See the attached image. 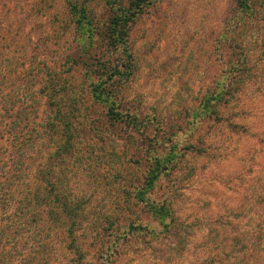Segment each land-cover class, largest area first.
I'll return each mask as SVG.
<instances>
[{
    "label": "rangeland",
    "instance_id": "rangeland-1",
    "mask_svg": "<svg viewBox=\"0 0 264 264\" xmlns=\"http://www.w3.org/2000/svg\"><path fill=\"white\" fill-rule=\"evenodd\" d=\"M242 1L245 9L240 0H151L132 26L134 72L120 93L122 105L146 126L140 132L109 125L100 107L82 118L81 125L90 130L78 134L80 148L65 161L64 177L67 190L91 199L88 212L94 218L124 206L122 194L143 174L144 149L175 145L180 154L153 194L170 204L176 231L162 240L137 239L114 264H194L216 232L226 238L237 233V244L245 236L256 245L263 239L264 0ZM62 7L61 0H0V144L10 174L19 158L37 163L51 149L44 132L22 151L25 157L18 155L15 142L24 120L28 126L38 120L40 76L56 69L60 74L59 66L67 69L61 63L67 37L53 24ZM241 54L248 57L232 78L234 96L219 106L218 121L195 131L194 107L216 78L227 77L231 63H241ZM75 75L78 79L81 72ZM123 208L128 217L139 215L155 224L139 205L131 216ZM24 233L13 240L14 252L4 260L8 264L20 260L17 249L27 241ZM55 244L51 264H63Z\"/></svg>",
    "mask_w": 264,
    "mask_h": 264
},
{
    "label": "trees",
    "instance_id": "trees-1",
    "mask_svg": "<svg viewBox=\"0 0 264 264\" xmlns=\"http://www.w3.org/2000/svg\"><path fill=\"white\" fill-rule=\"evenodd\" d=\"M61 2L62 16L55 17L53 24L67 37L68 45L61 60L67 69L61 71L58 65L60 74L56 69L46 73L44 79L40 76L38 120H31L30 126L24 120L15 142L18 155L25 157L22 151L36 143L40 132H44L51 149L37 163L26 164L25 159L19 158L10 168L13 172L10 174L9 165L4 166L7 157L3 156L0 144V264H8L4 260L14 252L13 240L29 231L28 226L34 231H29L31 235L24 233L27 241L17 249L20 258L17 264H51L55 243L64 255L63 264H114L118 254L137 239L162 240L176 231L170 204L153 196L160 177L169 173L179 160L175 145L167 150L144 149L143 174L122 194L123 207L130 216L139 205L154 225L149 221L144 223L139 215L128 217L122 206L118 213L113 208L94 218L88 212L91 199L67 190L64 177L65 161L80 148L78 134L90 130L87 125H81L87 111L97 114L100 107L109 125H129L140 132L146 126L135 111L122 105L120 93L134 72L130 32L151 0ZM240 4L246 8L244 1L240 0ZM241 56V63H231L227 77L216 78L194 107L195 131L207 121L220 119L219 106L234 96L232 78L247 61V54ZM80 72L77 79L75 74ZM42 104L44 108H39ZM44 112H47L45 117L41 115ZM3 129L0 127V141ZM22 182L24 190H19ZM43 228V233L38 232ZM235 234L230 233L226 238L223 232H216L195 255L194 264H264L263 234L258 245L246 236L234 243ZM6 250H9L7 255Z\"/></svg>",
    "mask_w": 264,
    "mask_h": 264
}]
</instances>
